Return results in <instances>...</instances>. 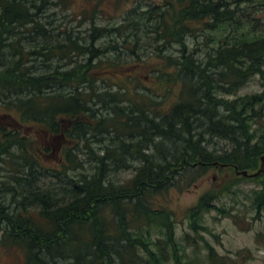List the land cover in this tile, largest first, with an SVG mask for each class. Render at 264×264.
I'll return each mask as SVG.
<instances>
[{
	"label": "trees",
	"instance_id": "obj_1",
	"mask_svg": "<svg viewBox=\"0 0 264 264\" xmlns=\"http://www.w3.org/2000/svg\"><path fill=\"white\" fill-rule=\"evenodd\" d=\"M37 1L46 8L68 2L0 0V115L15 114L18 127L64 141L65 160L44 166L54 145L39 151V136L0 125V167L14 177L3 191L21 198L12 212L0 203L6 249L22 250L25 264H191L179 257L170 212L152 199L170 187L189 188L216 164L257 170L264 154V0H163L141 11L139 27L131 21L132 37L154 34L162 52L178 46L175 57L164 56L179 81L178 100L160 114L136 90L138 76L123 72L127 24L94 29L119 37L120 47L113 41L95 49L90 35V48L68 28L44 22L53 14ZM135 48L137 39L128 55ZM94 73L126 79L97 91ZM253 77L262 92L227 98ZM217 137L229 146L214 148ZM123 171L130 175L121 178ZM45 179L53 182L44 186ZM255 179L261 189L254 201L263 209L264 175ZM209 200L201 198L197 210ZM154 227L164 234L160 242L151 238Z\"/></svg>",
	"mask_w": 264,
	"mask_h": 264
},
{
	"label": "rangeland",
	"instance_id": "obj_2",
	"mask_svg": "<svg viewBox=\"0 0 264 264\" xmlns=\"http://www.w3.org/2000/svg\"><path fill=\"white\" fill-rule=\"evenodd\" d=\"M37 4H41L45 9L48 2L42 4V2L37 1ZM148 4L162 6L164 1L68 0L65 8L61 5L57 7L49 5L46 8V15L53 14V16L44 22H52L51 27L55 28L56 31L63 32L68 28V31L88 40L87 46L90 48L92 43H90L88 36L93 35L94 48H101L103 51L108 49L106 46L110 47L114 43L113 41H116L118 47H120L122 43L120 44L119 41L121 40L117 36L114 37V35L99 37L98 34L94 33V29H117L121 25L127 24V27L129 26V29L127 28V43L123 49L124 52L121 51L122 56H120V61H123L126 67L123 72L138 76L139 84L136 90L152 104V112L156 111L160 114L170 109L178 100L179 81L172 79L174 70L169 65L167 66V60L164 58V56L175 57L178 54V46L170 45L167 50L162 52L156 49L158 45L153 41L155 39L154 34H144L138 30L136 37L131 36V21L135 20L138 23L141 11L147 10L148 7L146 6ZM126 17L128 20L125 22L123 19ZM137 26L139 27V23ZM144 27L149 26L145 25L140 28L143 29ZM136 39L137 48L133 50L134 54L128 55L129 48L132 49ZM191 40L192 38L189 37L186 42L190 44ZM189 46L191 48L193 43ZM110 52L112 53L110 58H114L115 54L113 51ZM197 53H200L199 50ZM90 57V54L87 57L79 55L76 60L82 62L84 58ZM51 64L55 67L58 65L55 60ZM64 64L65 62H61L59 66ZM159 68L164 72L161 78H159L160 73L155 70ZM49 70L51 71V67H49ZM90 77L95 79L94 83L97 91L111 86V83L126 79V77L120 80L108 78L109 81H105L104 77L97 73L91 74ZM262 90L259 79L253 77L241 86L234 95L227 98L234 99L260 93ZM15 120V114L0 115V125L2 127L12 130L21 129L22 133L30 139L39 136L40 141L36 145L39 151L51 145L57 146L53 138L41 137L42 133H39L41 130H37L32 126L18 127ZM212 142L217 150L229 146L228 141L218 137L214 138ZM92 146L94 150H97L99 145L93 144ZM79 158L89 160L84 153H81ZM44 159V166L49 168L57 167V162H60L56 152L55 155H49L48 157L46 155ZM222 165L216 164L215 167L209 168L189 188L179 190L170 187L157 193L152 200L159 208H164L170 212L172 237L181 250L179 257L183 258V262L187 263L189 261L191 264H264V208L258 209L254 201V195L261 187L257 179L236 176L233 168H223ZM2 167L5 166L2 165ZM2 167H0V203L9 206V212H12L16 202L21 198L16 196L13 198L12 193L3 191L2 183L5 182L6 186L11 187L14 185L11 184L14 177L8 171H3ZM89 167H93V163H87L84 166V168ZM119 175L121 178H127L130 171H123ZM50 182H53V180L45 179L43 185L48 186ZM206 195L210 198L209 202L203 209L197 210L199 201ZM27 210L31 211L32 208ZM191 210H195L192 218ZM158 220L160 222L165 221L159 216ZM6 224L4 214L0 213V264H25L22 250L15 249L16 247H12L10 250L6 249L8 242L3 241V238H1ZM150 234L155 241H159L157 238L164 237L161 229L156 227L152 228ZM162 243L165 245L163 246ZM162 243V247L168 246L166 241L162 240ZM210 257L212 260H209Z\"/></svg>",
	"mask_w": 264,
	"mask_h": 264
},
{
	"label": "water",
	"instance_id": "obj_3",
	"mask_svg": "<svg viewBox=\"0 0 264 264\" xmlns=\"http://www.w3.org/2000/svg\"><path fill=\"white\" fill-rule=\"evenodd\" d=\"M261 173H264V155L260 157V165H259L258 170L255 173L248 174L247 171L237 172L238 175H242L244 177H256L260 175Z\"/></svg>",
	"mask_w": 264,
	"mask_h": 264
},
{
	"label": "bare ground",
	"instance_id": "obj_4",
	"mask_svg": "<svg viewBox=\"0 0 264 264\" xmlns=\"http://www.w3.org/2000/svg\"><path fill=\"white\" fill-rule=\"evenodd\" d=\"M47 38V37H46ZM35 39V38H34ZM35 42V41H34ZM111 49V48H110ZM116 50V49H115ZM34 61V60H33ZM17 67V66H16ZM220 105V104H219ZM189 106V105H188ZM120 246V245H119ZM114 255V254H113Z\"/></svg>",
	"mask_w": 264,
	"mask_h": 264
}]
</instances>
